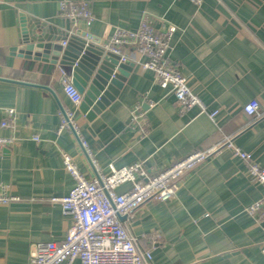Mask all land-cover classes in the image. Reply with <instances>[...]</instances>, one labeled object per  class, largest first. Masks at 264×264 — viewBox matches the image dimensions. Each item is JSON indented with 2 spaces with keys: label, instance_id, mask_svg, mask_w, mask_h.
<instances>
[{
  "label": "crops",
  "instance_id": "1",
  "mask_svg": "<svg viewBox=\"0 0 264 264\" xmlns=\"http://www.w3.org/2000/svg\"><path fill=\"white\" fill-rule=\"evenodd\" d=\"M61 1L0 0V138L12 139L0 145V185L17 198L0 205V264H32L38 243L65 241L73 219L52 199L75 185L63 153L95 177L82 141L105 174L139 161L156 174L214 149L181 177L173 199L148 201L124 221L154 264H264V222L248 212L264 188L235 149L221 146L232 137L264 166V118L244 112L254 99L264 107V0H76L91 4V26L59 16ZM145 18L158 29L177 27L170 59L193 92L218 110L216 119L197 107L182 113L171 87H161L133 48L126 49L134 66L122 89L92 120L66 96L60 64L11 52L23 23L63 44L79 31L106 42L118 28L136 31ZM137 106L145 131L133 121ZM7 107L16 110L13 128L1 126ZM70 110L78 135L60 129L61 112Z\"/></svg>",
  "mask_w": 264,
  "mask_h": 264
},
{
  "label": "built area",
  "instance_id": "2",
  "mask_svg": "<svg viewBox=\"0 0 264 264\" xmlns=\"http://www.w3.org/2000/svg\"><path fill=\"white\" fill-rule=\"evenodd\" d=\"M189 1L202 3V0ZM58 15L74 23L83 21L86 26H91L95 21L88 1L63 0L59 4ZM176 30L177 27L171 23L162 29L155 28L145 18L136 31L116 29L112 37L104 42V47L121 56L122 62L129 60L126 49H135L146 57L142 66L155 72L161 87H171L182 113L197 107L201 113L214 120L218 110L210 109L193 92L185 76L170 59L172 38ZM63 45H66V42ZM60 72L66 96L79 105L83 94L74 85L65 68L60 66ZM244 112L254 121L264 118V107L257 99L247 103ZM3 113L1 126L13 128L16 110L7 107ZM61 114L60 129L70 128L78 135L75 111H62ZM144 119L145 112L140 106L135 107L133 121L141 124L143 131ZM33 139L38 141L39 137ZM10 142V138H0V145ZM82 145L96 175L88 179L70 155L62 154L65 169L74 179L75 185L68 195L55 197L52 201L60 203L64 212L72 216L73 224L64 242L38 243L32 255V264H154L152 252L139 246L138 237L130 232L121 217L133 215L148 201L167 202L173 199L181 177L209 157L214 149L193 153L156 174L149 172L144 161L120 168L111 167L110 172L105 174L87 143L82 141ZM221 146L235 149L236 154L247 163L252 180L264 188V166L257 163L250 153L236 147L232 137H226ZM126 184L130 185V188L119 192V188ZM15 199L17 198L9 194L6 186L0 185V205H8ZM248 212L264 222V198L251 205ZM262 252L264 253V246Z\"/></svg>",
  "mask_w": 264,
  "mask_h": 264
},
{
  "label": "water",
  "instance_id": "3",
  "mask_svg": "<svg viewBox=\"0 0 264 264\" xmlns=\"http://www.w3.org/2000/svg\"><path fill=\"white\" fill-rule=\"evenodd\" d=\"M21 28V43L12 47L11 52L28 59H44L65 68L83 94L80 110L89 120L115 100L134 66L132 62H122L121 56L104 47V41L94 39L85 32L71 35L63 45L55 43L52 35L35 25L23 23ZM125 218L121 217L122 220Z\"/></svg>",
  "mask_w": 264,
  "mask_h": 264
}]
</instances>
